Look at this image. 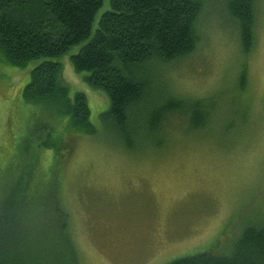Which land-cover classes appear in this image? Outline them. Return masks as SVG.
I'll list each match as a JSON object with an SVG mask.
<instances>
[{"label":"rangeland","instance_id":"374dc122","mask_svg":"<svg viewBox=\"0 0 264 264\" xmlns=\"http://www.w3.org/2000/svg\"><path fill=\"white\" fill-rule=\"evenodd\" d=\"M106 9L109 0L96 13L90 35L52 58L62 65L70 96L85 94L96 127L95 134L76 132L69 150L53 156L52 147L38 145L47 130L41 129L39 138L34 129L49 117L20 98L30 69L43 58L22 68L0 61V94L12 85L0 96V167L9 156L23 166L35 160L46 172L43 183L50 175V187L59 185L62 206L61 212L37 214L42 219L32 227L21 221V228L46 233L51 222L65 217L80 264H167L207 250L217 237L220 248L230 244L248 222L264 221V0L254 3V43L248 52L219 0H211L194 51L158 68L144 66L154 69L167 95L212 96L215 106L209 124L196 131L184 115L173 113L164 123L165 143L156 147L147 139L143 150L126 147L102 126L108 98L71 63L70 55L90 39ZM240 71L244 82H238ZM149 88L145 100L156 99V84ZM18 172L0 176V212L1 203L14 198L10 191ZM53 199L56 203L55 193ZM20 212L24 218V209Z\"/></svg>","mask_w":264,"mask_h":264},{"label":"trees","instance_id":"16d2710c","mask_svg":"<svg viewBox=\"0 0 264 264\" xmlns=\"http://www.w3.org/2000/svg\"><path fill=\"white\" fill-rule=\"evenodd\" d=\"M103 1L0 0V61L22 68L43 58L30 69L20 98L49 117L34 130L39 138L40 130H47L38 145L43 142L41 145L52 147L53 156L69 150L76 132L96 133L85 94L75 92L70 96L62 65L52 58L65 54L90 35ZM210 1L109 0V9L99 15L93 35L70 55L74 69L86 72L83 78L87 84L108 98L109 106L100 114V122L126 147L143 150L147 139L161 147L166 141L165 120L176 112L187 118L191 131L209 124L215 106L212 96L195 99L167 95L154 69L145 71L144 66L154 63L158 68L194 51L200 42L201 18ZM219 2L234 22L243 51L248 52L254 43L255 0ZM243 73L240 71L238 82H244ZM152 84H156V99L145 100ZM10 86L4 85L0 96H6ZM52 119L62 126L55 127ZM6 160L0 176L14 168L19 172L10 191L14 198L1 203L0 264H80L65 217L51 222L46 233L24 232L20 225L23 221L32 227L35 221H41L37 214L44 210L61 212L59 185L50 187V175L43 183L46 172L35 160L28 159L24 166L16 164L14 156ZM220 243L217 237L207 250L177 257L167 264H264V221L248 222L230 244L220 248Z\"/></svg>","mask_w":264,"mask_h":264}]
</instances>
